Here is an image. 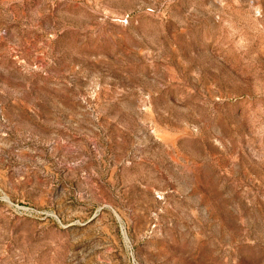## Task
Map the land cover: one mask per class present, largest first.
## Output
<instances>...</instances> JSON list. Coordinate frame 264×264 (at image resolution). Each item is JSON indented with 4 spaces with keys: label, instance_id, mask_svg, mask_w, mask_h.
Returning <instances> with one entry per match:
<instances>
[{
    "label": "rangeland",
    "instance_id": "rangeland-1",
    "mask_svg": "<svg viewBox=\"0 0 264 264\" xmlns=\"http://www.w3.org/2000/svg\"><path fill=\"white\" fill-rule=\"evenodd\" d=\"M0 264H264V0H0Z\"/></svg>",
    "mask_w": 264,
    "mask_h": 264
}]
</instances>
